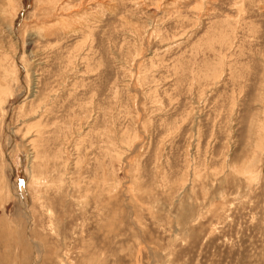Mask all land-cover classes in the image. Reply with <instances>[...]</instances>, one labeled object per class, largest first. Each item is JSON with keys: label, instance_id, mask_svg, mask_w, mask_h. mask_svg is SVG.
<instances>
[{"label": "rangeland", "instance_id": "374dc122", "mask_svg": "<svg viewBox=\"0 0 264 264\" xmlns=\"http://www.w3.org/2000/svg\"><path fill=\"white\" fill-rule=\"evenodd\" d=\"M0 264H264V0H0Z\"/></svg>", "mask_w": 264, "mask_h": 264}]
</instances>
